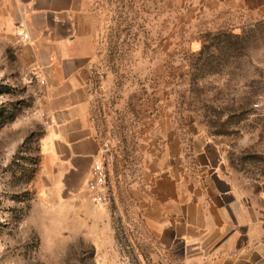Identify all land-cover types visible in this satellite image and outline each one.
I'll return each mask as SVG.
<instances>
[{"label":"rangeland","instance_id":"1","mask_svg":"<svg viewBox=\"0 0 264 264\" xmlns=\"http://www.w3.org/2000/svg\"><path fill=\"white\" fill-rule=\"evenodd\" d=\"M100 12L89 115L110 201L72 209L35 195L41 87L0 69V264H175L177 248L140 219L154 178L220 160L236 180L264 173V23L178 25L168 0H101Z\"/></svg>","mask_w":264,"mask_h":264},{"label":"crops","instance_id":"2","mask_svg":"<svg viewBox=\"0 0 264 264\" xmlns=\"http://www.w3.org/2000/svg\"><path fill=\"white\" fill-rule=\"evenodd\" d=\"M100 2L0 0V69L35 80L42 91L33 189L50 207L79 206L104 150L89 115ZM168 6L177 9L178 25L204 16L228 17L242 30L264 23V0H168ZM184 164L138 196L145 229L160 247L177 248L175 264H264V173L237 181L222 160L201 162L196 174Z\"/></svg>","mask_w":264,"mask_h":264},{"label":"built area","instance_id":"3","mask_svg":"<svg viewBox=\"0 0 264 264\" xmlns=\"http://www.w3.org/2000/svg\"><path fill=\"white\" fill-rule=\"evenodd\" d=\"M16 35L21 40L27 39V35L22 30H19ZM262 73L264 76V69L262 70ZM86 191L93 205L102 207L109 203L110 189L108 173L102 160L96 161L92 164L90 178L86 183Z\"/></svg>","mask_w":264,"mask_h":264}]
</instances>
